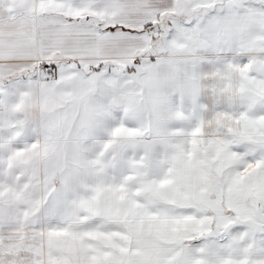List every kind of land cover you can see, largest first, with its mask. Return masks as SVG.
I'll use <instances>...</instances> for the list:
<instances>
[{
  "label": "snow or ice",
  "instance_id": "snow-or-ice-1",
  "mask_svg": "<svg viewBox=\"0 0 264 264\" xmlns=\"http://www.w3.org/2000/svg\"><path fill=\"white\" fill-rule=\"evenodd\" d=\"M0 264H264V0H0Z\"/></svg>",
  "mask_w": 264,
  "mask_h": 264
}]
</instances>
